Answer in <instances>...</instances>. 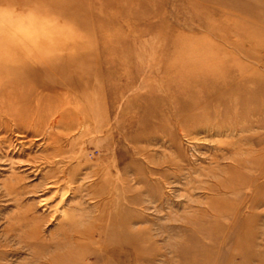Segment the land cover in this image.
Instances as JSON below:
<instances>
[{"label":"rangeland","instance_id":"374dc122","mask_svg":"<svg viewBox=\"0 0 264 264\" xmlns=\"http://www.w3.org/2000/svg\"><path fill=\"white\" fill-rule=\"evenodd\" d=\"M0 264H264V0H0Z\"/></svg>","mask_w":264,"mask_h":264}]
</instances>
